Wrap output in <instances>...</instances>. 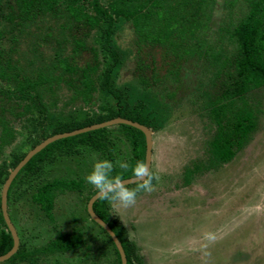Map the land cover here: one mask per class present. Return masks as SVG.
Segmentation results:
<instances>
[{"label": "trees", "instance_id": "16d2710c", "mask_svg": "<svg viewBox=\"0 0 264 264\" xmlns=\"http://www.w3.org/2000/svg\"><path fill=\"white\" fill-rule=\"evenodd\" d=\"M215 1L0 0V157L3 149L15 139L14 121L22 122V126L29 130L31 142L27 150L13 153L9 163L0 161L1 186L9 170L19 163L28 150L56 133L69 132L115 117L136 121L152 130L158 129L164 119V111L151 100L150 92L142 91H148L165 77L174 76L177 79L180 62L188 58L204 57L214 69L211 83L215 91L208 104L216 133L209 142L210 152L213 164L231 161L256 128L257 115L247 97L264 87V0H243L247 11L237 21L232 20V13L239 0H226L223 6L230 20L219 27L218 39L211 44L206 42L204 32L208 28ZM120 23L130 24L136 36L138 52L147 49L150 60L149 63L141 58L137 60L136 80L140 86L131 98L127 97V89L115 84L119 67L125 59V52L119 50L113 40ZM93 31L100 33L101 52L89 41ZM226 38L235 42V50L230 55L221 46ZM22 40L26 49L19 51ZM83 53L90 54L91 58L81 65L79 62ZM100 53L108 61L103 68L100 66ZM158 55L161 56L160 65L156 58ZM62 88L72 94L68 103L81 99L84 104H89L94 93L100 91L106 97L114 98L117 108L101 107L100 114L90 115L82 121L75 118L58 121L47 133L50 109L56 108L57 95ZM46 95L48 101L44 99ZM120 139L131 148L127 161L130 167L125 171L115 165L113 175L121 171L125 173L123 179L132 177L131 167L137 162L144 163L145 138L137 128L116 124L46 145L20 169L11 182L8 204L16 189L59 156L93 152L98 159L114 160ZM190 172H185L186 182ZM83 183V178L47 180L36 187L31 201L52 220L57 194L81 192ZM94 193L96 190L88 195L87 201ZM93 210L120 240L127 264H141L142 259L125 226L119 219L112 218L111 204L98 198L93 203ZM90 221L110 244L115 263L121 264L109 235L100 225ZM84 232L82 226H76L69 232L56 231L55 236L44 245L32 249L20 242L18 250L6 261L11 264H35L36 260L46 256L54 257L89 248ZM12 245L13 240L0 205V255L8 252Z\"/></svg>", "mask_w": 264, "mask_h": 264}, {"label": "rangeland", "instance_id": "374dc122", "mask_svg": "<svg viewBox=\"0 0 264 264\" xmlns=\"http://www.w3.org/2000/svg\"><path fill=\"white\" fill-rule=\"evenodd\" d=\"M225 1H215L204 32L208 43H216L219 27L230 20L223 6ZM246 11L247 5L239 0L232 20L237 21ZM113 40L125 52L115 84L127 89V97L131 98L140 86L136 80L137 60L150 62L147 49L138 52L136 36L128 23L117 26ZM89 41L101 52L99 31H93ZM24 43L22 40L19 51L26 49ZM221 46L228 55L235 50V42L227 38ZM99 57L103 68L108 61L102 53ZM90 58V54L83 53L79 63L83 65ZM156 58L160 65L161 56ZM180 64L177 79L165 77L148 91H142L150 92L151 100L164 111L159 128L152 130L150 170L160 179L153 181V192L138 194L135 205L127 209L111 205V216L125 226L141 264H264V87L247 97L257 115L250 139L231 161L213 164L209 142L216 127L208 103L215 91L211 83L214 69L204 57L188 58ZM71 95L66 88L58 92L57 106L50 109L46 123L47 133L58 121L72 118L82 121L100 114L101 107L117 108L115 99L100 91L94 93L89 104L81 99L68 103ZM44 99L48 101V95ZM13 127L15 139L3 149L0 161L9 163L13 153L31 145L29 130L22 122L14 121ZM117 146V158L110 160L116 166L117 161L127 163L131 156L127 142L120 139ZM79 156L78 159L59 156L13 192L8 211L19 241L28 249L44 245L56 231L69 232L76 226L84 228V238L89 244L86 249L40 258L35 264H116L110 244L86 213L87 197L95 190L87 182L79 195L76 192L57 195L52 220L31 201L36 187L64 175L65 166H75V160L82 162L78 170L82 169L84 177L97 160H106L98 159L93 152ZM186 171H191L187 182ZM118 174L125 175L121 171ZM77 175L76 172L73 177ZM126 186L132 189L136 183ZM1 187L0 182V191Z\"/></svg>", "mask_w": 264, "mask_h": 264}, {"label": "water", "instance_id": "95a60500", "mask_svg": "<svg viewBox=\"0 0 264 264\" xmlns=\"http://www.w3.org/2000/svg\"><path fill=\"white\" fill-rule=\"evenodd\" d=\"M116 124H126L129 126H132L134 128L139 129L145 138V157H144V163H146L149 168L151 167V158H152V148H153V131L152 129H150L149 127H147L146 125L140 124L136 121H132L130 119H126V118H122V117H115L100 123H95L86 127H82L79 129H75L69 132H64V133H57L54 135H51L47 138H45L44 140H42L38 145H36L33 149L29 150L26 155L19 161V163L10 171L7 179L5 180L3 186H2V190H1V211H2V216L4 219V222L7 226L8 231L11 234L12 240H13V245L11 247V249L6 252L3 255H0V262L6 261L8 260L17 250L19 247V237L16 231V228L14 226V224L12 223L10 216L8 214V210H7V193H8V188L12 182V180L14 179V177L17 175V173L20 171V169L35 155L37 154L39 151H41L46 145L62 139V138H66V137H70V136H74L80 133H84V132H88L91 130H95V129H100V128H105V127H109L112 125H116ZM124 183L126 185L129 184H134V180L132 179V177L129 178H125L123 179ZM98 199V195L95 193L93 194L88 202H87V211L88 214L90 216V218L97 223L98 225H100L105 231L106 233L109 235V237L111 238V240L113 241L119 256H120V260H121V264H127V259L125 256V252L124 249L122 247V244L120 242V240L118 239V237L116 236V234L112 231V229L110 228V226L103 221L93 210V203Z\"/></svg>", "mask_w": 264, "mask_h": 264}, {"label": "clouds", "instance_id": "9594fccd", "mask_svg": "<svg viewBox=\"0 0 264 264\" xmlns=\"http://www.w3.org/2000/svg\"><path fill=\"white\" fill-rule=\"evenodd\" d=\"M116 164L125 171L129 170L130 166L126 162L117 161ZM114 167V163L109 160H97L84 178L96 190L98 198L108 201L113 207L127 209L135 205L138 194L153 192L155 190L153 181L160 179L146 163L137 162L131 167V176L136 187L130 189L120 174L113 175ZM208 239L211 240L213 237L208 236Z\"/></svg>", "mask_w": 264, "mask_h": 264}, {"label": "flooded vegetation", "instance_id": "af4514ba", "mask_svg": "<svg viewBox=\"0 0 264 264\" xmlns=\"http://www.w3.org/2000/svg\"><path fill=\"white\" fill-rule=\"evenodd\" d=\"M62 133H64V132H62ZM57 134V133H56ZM33 149V148H32ZM31 150V149H30ZM29 151V150H28ZM27 151V152H28ZM81 155H83V154H81ZM62 156H64V155H62ZM72 157H74V158H79L80 156L79 155H74V156H72ZM81 159V158H80ZM79 159V160H80ZM82 160V159H81ZM74 164H75V166H70L69 164H68V166L66 165L65 166V172H64V175H62V176H60V177H56V178H73V179H76V180H78L79 178H85L84 176H82V169H79L78 170V167L79 166H82V162H79V161H76L75 160V162H74ZM13 169V168H12ZM12 169H10L9 170V173H10V171L12 170ZM68 172H69V174H68ZM77 172V176L76 177H73V175L75 174ZM84 173V172H83ZM68 174V175H67ZM9 175V174H8ZM8 177V176H7ZM15 178V177H14ZM7 179V178H6ZM5 179V180H6ZM52 180V179H51ZM13 181V180H12ZM47 181V180H46ZM5 182V181H4ZM85 179H84V183H83V185H85ZM4 184V183H3ZM3 184H2V186H3ZM11 185V184H10ZM10 187V186H9ZM84 187V186H83ZM1 190H2V187H1ZM8 190H9V188H8ZM66 192H69V191H66ZM74 192H76V191H72V192H69V193H74ZM82 192V191H81ZM81 192H76L77 193V195H79V193H81ZM65 193V192H64ZM59 194H63V193H59ZM59 194H57V195H59ZM95 194V193H94ZM7 197H8V193H7ZM56 199V198H55ZM0 200H1V191H0ZM89 200V199H88ZM88 202V201H87ZM54 203H55V201H54ZM0 205H1V202H0ZM8 200H7V210H8ZM54 208V207H53ZM53 210V209H52ZM86 211H87V203H86ZM87 213H88V211H87ZM8 214H9V216H10V213H9V211H8ZM90 217V216H89ZM10 219H11V217H10ZM91 219V218H90ZM92 220V219H91ZM11 221H12V219H11ZM93 221V220H92ZM12 223H13V221H12ZM14 224V223H13ZM17 231V230H16ZM18 234V233H17ZM19 237V236H18Z\"/></svg>", "mask_w": 264, "mask_h": 264}]
</instances>
